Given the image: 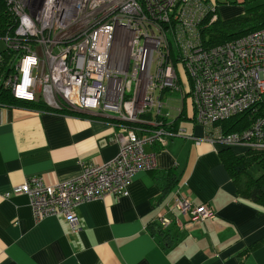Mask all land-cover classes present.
I'll return each mask as SVG.
<instances>
[{
	"label": "built area",
	"instance_id": "2783aa9c",
	"mask_svg": "<svg viewBox=\"0 0 264 264\" xmlns=\"http://www.w3.org/2000/svg\"><path fill=\"white\" fill-rule=\"evenodd\" d=\"M15 31L1 39L0 65L11 73L5 87L19 100L41 98L50 107L114 116L124 128L116 137L119 156L100 165H83L75 180L49 185L42 177L15 186L29 196L37 220L54 215L78 229L80 205L122 197L138 172L157 167L145 145L165 144L176 135L162 120L163 98L184 95L188 77L195 123L203 141L214 146L264 151V115L243 131L228 133L223 122L264 102V28L215 47L206 45L203 28L219 19L214 0H6ZM6 51L11 54L7 62ZM8 67V68H9ZM181 111V109H179ZM170 116L169 114L167 115ZM172 210L189 223L213 221L216 213L175 196ZM162 228L181 225L157 214Z\"/></svg>",
	"mask_w": 264,
	"mask_h": 264
},
{
	"label": "crops",
	"instance_id": "0c3cea01",
	"mask_svg": "<svg viewBox=\"0 0 264 264\" xmlns=\"http://www.w3.org/2000/svg\"><path fill=\"white\" fill-rule=\"evenodd\" d=\"M182 76L184 95L163 98L162 116L154 110L142 117L176 133L164 145H145L157 167L138 172L128 195L77 207V230L62 215L37 220L25 194L6 195L31 178L59 184L79 177L83 165L112 162L124 128L98 112L0 105V264H264V204L239 192L223 158L224 151L240 156L249 149L203 141L193 88ZM177 195L213 209L216 218L189 223L172 210ZM160 213L181 225L162 228L155 222Z\"/></svg>",
	"mask_w": 264,
	"mask_h": 264
},
{
	"label": "trees",
	"instance_id": "16d2710c",
	"mask_svg": "<svg viewBox=\"0 0 264 264\" xmlns=\"http://www.w3.org/2000/svg\"><path fill=\"white\" fill-rule=\"evenodd\" d=\"M245 15L239 18L221 21L218 19L216 23L203 28V38L206 45L215 47L224 44L230 40L241 38V36L252 33L255 30L264 28V0L260 4L251 6ZM17 27L16 19L12 12L9 11L6 0H0V40L7 37L15 31ZM2 52L1 54H3ZM11 58V54L6 51L7 62ZM7 69L0 65V105L5 107L28 108L32 110L48 111L53 110L57 113L73 114L63 103V107L56 109L47 105L41 98L36 101L19 100L12 91L7 89L4 80L11 73L10 67ZM264 115V102H259L255 107L249 109L244 115L233 118L230 121L223 122L226 132L233 133L235 131H243L249 128L257 116ZM223 158L226 166L233 176L234 182L238 186L239 192L246 198L258 201L264 204V151L249 150L244 155L233 156L229 151L223 152Z\"/></svg>",
	"mask_w": 264,
	"mask_h": 264
},
{
	"label": "rangeland",
	"instance_id": "374dc122",
	"mask_svg": "<svg viewBox=\"0 0 264 264\" xmlns=\"http://www.w3.org/2000/svg\"><path fill=\"white\" fill-rule=\"evenodd\" d=\"M218 2L219 14L221 21H224L228 18L240 17L248 13L247 11L251 9V6L260 4L261 0H245L241 4H237L236 0H215ZM6 43L4 40H0V53L5 52ZM166 108H163L164 112ZM242 152L245 150L241 149ZM236 151H239L237 148Z\"/></svg>",
	"mask_w": 264,
	"mask_h": 264
}]
</instances>
